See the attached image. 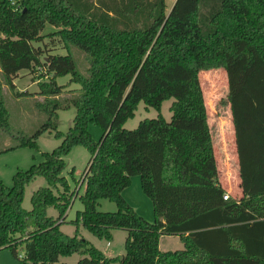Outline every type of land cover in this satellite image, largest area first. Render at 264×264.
<instances>
[{
    "label": "trees",
    "instance_id": "1",
    "mask_svg": "<svg viewBox=\"0 0 264 264\" xmlns=\"http://www.w3.org/2000/svg\"><path fill=\"white\" fill-rule=\"evenodd\" d=\"M165 1L0 0V76L11 87L22 69L43 70L49 79L39 82L45 99L36 103L47 122L12 149L36 147L45 131L61 138L41 163L16 172L11 187L0 179V249L16 254L23 244V264H65L59 257L74 253L81 255L77 264H264V0H174L167 14ZM47 24L56 29L43 34ZM45 36L81 49L88 74L76 70L71 54L35 47ZM214 68L227 78L239 199H223L200 84V71ZM66 74L80 95L70 100L76 113L63 133L55 121L62 88L56 77ZM168 98L170 120L159 114L123 127L140 101L159 110ZM90 122L102 130L98 141ZM0 127H9L1 82ZM76 145L91 157L80 182L83 209L72 223L108 241L112 229H125L121 259L60 229L75 194L62 175L64 157ZM134 175L152 202L153 222L123 198ZM37 176L47 185L26 210L24 187ZM100 198L118 210L98 211ZM163 234L178 235L183 248L160 250Z\"/></svg>",
    "mask_w": 264,
    "mask_h": 264
},
{
    "label": "rangeland",
    "instance_id": "2",
    "mask_svg": "<svg viewBox=\"0 0 264 264\" xmlns=\"http://www.w3.org/2000/svg\"><path fill=\"white\" fill-rule=\"evenodd\" d=\"M174 0L165 1V13L167 14ZM56 28L47 24L43 29V34H48ZM55 38V37H54ZM35 47L40 46L54 54H71L76 70L87 75L89 66L88 56L77 46L69 44L62 46L50 36H45L41 41L34 43ZM55 45V46H54ZM47 52V51H45ZM43 74V75H42ZM42 75V76H41ZM43 70L31 72L27 69L20 70L12 78L13 87L1 76V90L3 102L8 112V129L0 127V179L9 188L13 184V176L18 171H25L32 165H38L44 159L45 152H51L56 148L61 138L55 136L53 130L45 131L36 138V147L23 146L12 149L20 140V137H29L47 122V114L37 108V102H43L45 97L39 94V82L48 81V77ZM41 76V77H40ZM71 75L66 74L56 77V83L60 86L61 92L56 96L58 100L57 116L55 118L57 129L65 133L73 124L76 108L72 99L80 95V85L70 81ZM200 84L204 92L205 103L208 113V123L211 128L214 155L217 163L219 180L229 194V198L239 199L241 196L239 188V177L237 170V155L234 146L233 126L231 123L230 110L227 101V78L222 68L202 70L199 73ZM21 92V93H20ZM23 92V93H22ZM174 99L168 98L162 101L160 109L146 106L140 101L134 116L129 118L123 125L126 129L135 128L138 123L145 118H155L159 114L166 120H170L172 112L170 105ZM69 104V105H68ZM88 130L94 141H98L102 135V130L94 123L88 124ZM89 151L81 146L72 147L64 157L65 168L62 175L66 177L70 189L75 192L71 203L64 214V223L60 229L67 235L78 234L86 239L91 245L101 250L105 256L115 258L122 256L125 252L124 243L127 231L123 228L112 229V239H99L82 225L77 227L72 223L76 218V213L83 209L80 196L84 193V183L81 184L82 176L90 161ZM81 184V185H80ZM47 183L42 176H37L25 185L22 199V207L30 210L31 196L40 187ZM126 202L147 221L153 222L154 211L150 198L146 196L141 188L139 175L131 177L130 184L122 191ZM96 209L101 212H115L118 206L115 202L106 198L97 201ZM47 215L56 218L58 215L54 207L47 209ZM175 235L163 234L160 236V249L162 251L181 249L176 246ZM81 258L79 253L69 256H60L59 261L65 264H77ZM24 250L23 244H17L16 254L9 248L0 249V264H23Z\"/></svg>",
    "mask_w": 264,
    "mask_h": 264
},
{
    "label": "crops",
    "instance_id": "3",
    "mask_svg": "<svg viewBox=\"0 0 264 264\" xmlns=\"http://www.w3.org/2000/svg\"><path fill=\"white\" fill-rule=\"evenodd\" d=\"M216 164H217V163H216ZM223 187H224V186H223ZM175 237L178 239L177 242H176V246H180V247L183 248V243H182L180 237H179L178 235H175ZM159 248H160V239H159ZM182 248H181V249H182ZM160 250H161V249H160Z\"/></svg>",
    "mask_w": 264,
    "mask_h": 264
},
{
    "label": "built area",
    "instance_id": "4",
    "mask_svg": "<svg viewBox=\"0 0 264 264\" xmlns=\"http://www.w3.org/2000/svg\"><path fill=\"white\" fill-rule=\"evenodd\" d=\"M227 198H229V194L225 192V194L223 195V199H227Z\"/></svg>",
    "mask_w": 264,
    "mask_h": 264
},
{
    "label": "water",
    "instance_id": "5",
    "mask_svg": "<svg viewBox=\"0 0 264 264\" xmlns=\"http://www.w3.org/2000/svg\"><path fill=\"white\" fill-rule=\"evenodd\" d=\"M122 258V256H120V259Z\"/></svg>",
    "mask_w": 264,
    "mask_h": 264
}]
</instances>
